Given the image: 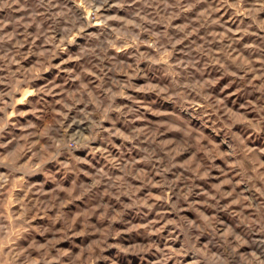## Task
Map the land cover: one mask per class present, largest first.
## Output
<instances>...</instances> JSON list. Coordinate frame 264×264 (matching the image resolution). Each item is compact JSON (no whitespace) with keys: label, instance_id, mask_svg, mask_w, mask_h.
<instances>
[{"label":"rangeland","instance_id":"374dc122","mask_svg":"<svg viewBox=\"0 0 264 264\" xmlns=\"http://www.w3.org/2000/svg\"><path fill=\"white\" fill-rule=\"evenodd\" d=\"M0 264H264V0H0Z\"/></svg>","mask_w":264,"mask_h":264},{"label":"bare ground","instance_id":"6f19581e","mask_svg":"<svg viewBox=\"0 0 264 264\" xmlns=\"http://www.w3.org/2000/svg\"><path fill=\"white\" fill-rule=\"evenodd\" d=\"M98 24V23H97Z\"/></svg>","mask_w":264,"mask_h":264}]
</instances>
